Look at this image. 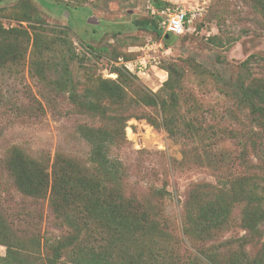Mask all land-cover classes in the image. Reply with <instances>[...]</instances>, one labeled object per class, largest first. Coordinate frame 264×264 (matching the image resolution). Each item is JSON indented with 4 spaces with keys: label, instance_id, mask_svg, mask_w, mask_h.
<instances>
[{
    "label": "rangeland",
    "instance_id": "rangeland-1",
    "mask_svg": "<svg viewBox=\"0 0 264 264\" xmlns=\"http://www.w3.org/2000/svg\"><path fill=\"white\" fill-rule=\"evenodd\" d=\"M43 1L0 2V26L25 30L29 38L19 46V57L0 65V256L5 255L6 242L31 251L33 235L43 245H53L79 222L78 210L57 214L50 210L47 197L20 193L4 165L13 145L35 157L52 159L61 153L82 162L92 160L91 146L81 131L106 124L80 113L66 92L49 84L68 69L83 99L100 103L107 115H134L125 122L123 135L106 144V156L118 162L119 172L113 177L122 191L135 193L154 216L142 240L136 239L139 223L128 226L124 243L116 242L121 250L147 254L158 247L171 254L169 264L239 260V250L224 241L245 232L240 223L242 203L235 204L230 222L211 236L197 226L185 232L182 212L187 197L205 184L229 188L238 179L255 181L264 195V125L251 118L250 103L241 92V85L252 79L264 87V0H164L168 3L164 9L170 12L193 14L190 31L165 42L170 47L166 52L151 44L145 47L159 38L133 26L134 19L151 17L153 0ZM49 3L74 8V19L66 9ZM212 35L219 36L221 46L209 42ZM5 44L9 51L11 40ZM85 45L94 47L93 55ZM141 46L145 48L140 50ZM148 53L156 58L144 73L124 66ZM68 54H74L73 61ZM31 61L41 73L29 71ZM101 79L121 82L123 105L100 90ZM148 98L158 104L144 105ZM162 101L168 104L164 113L168 125L153 126L147 118L160 123ZM167 129L181 135L173 137ZM254 237L260 241L252 253L264 241V224ZM202 244L210 249L208 256L196 258L195 249ZM40 251L41 259L27 258V263L47 262L50 247Z\"/></svg>",
    "mask_w": 264,
    "mask_h": 264
},
{
    "label": "trees",
    "instance_id": "trees-1",
    "mask_svg": "<svg viewBox=\"0 0 264 264\" xmlns=\"http://www.w3.org/2000/svg\"><path fill=\"white\" fill-rule=\"evenodd\" d=\"M40 2L45 3L43 0ZM167 4L164 0H153L154 12L151 17L134 19L133 26L153 32L159 38L157 40H162L165 44L174 35L165 33L158 25L159 15L156 11L164 9ZM47 5L66 9L74 19L72 13L75 9L67 4L49 3ZM85 10H87L86 14L90 13L89 9L85 8ZM9 40H11V46L16 48L11 47L7 51L8 48L5 49V47L8 44L5 43ZM208 40L212 44L222 45L218 35H212ZM28 41L25 30L21 32L14 28L6 29L0 26V65H4L10 57H19L22 52L19 51V46H22V42L27 43ZM226 43L230 42L226 41ZM165 46L169 47L166 44ZM84 49L89 54H94V47L91 45H85ZM67 58L73 61L75 57L74 54H68ZM29 71H33L34 74L38 71L41 73L34 61L30 62ZM170 83L169 78L164 83L165 87H169ZM49 84L55 90L66 92L70 103L76 106L80 113L97 117L106 125L104 127L84 125L81 131L92 149L93 157L88 162H82L61 153L55 154L52 159L42 155L35 157L16 145L8 149L4 165L20 193L37 199L47 197L48 206L54 213H65L73 209L78 210L80 215L79 222L69 228L67 233L60 235L53 245H43L36 235L32 236L31 251L30 249L22 250L6 242L5 255L0 256V264H29L26 261L27 258L41 259L40 250L47 246L50 247L52 253L47 258L48 261L42 264H169L167 259L172 256L168 255L164 249L157 247V250L144 254L141 251L131 252L125 247L121 250L119 244L116 243H124V233L129 228L128 226L138 223L136 239L142 240L143 231L151 225L154 216L149 207L135 193L129 191L126 195L125 191H122L116 178L113 177L115 176L113 173L118 174L119 172L116 166L118 162H111L106 156V144L112 142L117 136L123 135L125 122L134 115L121 112L107 115L105 113L107 109L100 103L83 99L78 93V84L74 82L68 69ZM99 85L100 90L105 94L120 100L121 105L124 104L120 81L101 79ZM241 92L250 103L251 118L261 126L264 125V87L258 86L252 79L251 82L241 85ZM143 104L156 106L158 102L155 98H148L143 100ZM159 105L162 112L160 123L147 119L153 126L159 127L158 124L167 126L168 118L166 115L164 117V113L168 104L162 101ZM138 116L142 118L141 115ZM167 130L173 137L181 135L176 130ZM195 133L194 125H191L189 135L193 136ZM230 135L233 137L234 133ZM107 178L109 180H106ZM105 181L109 183L106 184ZM205 185V188L198 186L183 203L182 227L184 231L187 232L197 226L198 230L206 236H211L216 230L230 222V215L235 204L242 203L240 223L245 232L243 235L224 241L226 246L233 245L240 252V259L231 264H264V241L252 253L253 245L260 241L254 237L255 230L259 225L264 224V195L260 194V187L255 181L249 184L239 179L229 188ZM195 250V257L198 258L207 257L210 249L202 244ZM121 251L125 253H120ZM210 264L217 263L211 260Z\"/></svg>",
    "mask_w": 264,
    "mask_h": 264
},
{
    "label": "built area",
    "instance_id": "built-area-1",
    "mask_svg": "<svg viewBox=\"0 0 264 264\" xmlns=\"http://www.w3.org/2000/svg\"><path fill=\"white\" fill-rule=\"evenodd\" d=\"M159 15L158 25L162 28V30L165 33L172 34L174 36L182 35L186 31H190L191 29V20L193 17L192 13H187L186 11H182L181 9L170 12L169 8L162 9L160 11H156ZM147 44H151V46H154L155 49H163V51H168L170 48L166 47L162 40H153L151 43H146L145 47H147ZM145 47H140L141 49H144ZM146 56H141L138 60L135 61V63H124V66L131 72H134L136 74L144 73L148 66L152 64V62L155 61L156 56L152 54H147Z\"/></svg>",
    "mask_w": 264,
    "mask_h": 264
}]
</instances>
